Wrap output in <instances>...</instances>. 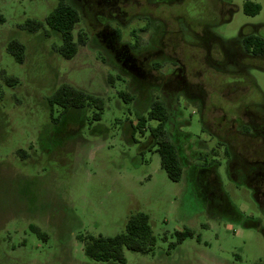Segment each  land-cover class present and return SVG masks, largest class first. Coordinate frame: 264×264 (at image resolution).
Masks as SVG:
<instances>
[{"label":"rangeland","instance_id":"374dc122","mask_svg":"<svg viewBox=\"0 0 264 264\" xmlns=\"http://www.w3.org/2000/svg\"><path fill=\"white\" fill-rule=\"evenodd\" d=\"M67 1L79 9L78 0ZM246 2L259 5L260 11L245 14ZM56 4L57 0H0V15L5 19L0 24V73L19 80L8 87L0 75V264H118L88 258L78 238L115 236L136 212L149 216L156 241L147 254L124 250L126 264H264V203L243 183L234 182L227 158H218V176L235 214L208 204L196 175L189 176L187 169L179 182L169 180L159 155L147 148L148 131L131 137L136 116L148 110L145 92L138 97L121 63L99 50L103 44L95 34L101 29L95 21L84 23L80 15L74 37L91 33L94 41L87 39L70 60L56 52L57 37L19 29L27 19L43 21ZM140 5L123 9L133 14L147 9ZM223 7L232 8L231 17L219 15ZM164 11L172 48L182 58L188 79L199 81L207 91L222 78L212 76L216 73L208 70L201 51L179 41L177 23L191 41L195 39L185 22L208 24L226 48L245 33L264 38V0H183ZM146 24L147 19L137 18L126 26L112 22L109 26L123 43L131 44L134 34L130 32L138 34L137 29ZM141 37L145 43L147 34ZM13 39L25 47L23 64L6 51ZM245 63L255 65L248 76L264 96V58ZM63 84L102 98L99 119H94L99 111L93 106L64 115L54 107L53 118L61 117L53 125L47 98ZM247 89L262 100L255 87L248 85ZM119 92H126L133 101L124 102ZM210 100L204 120L214 130L220 116L235 115L229 101L222 100L220 108L214 109ZM177 110L180 132L188 136L183 153L191 163L195 151L206 155L214 141L205 136L196 103L182 99ZM154 124L148 122L147 128ZM197 142H206L207 147L197 148ZM18 150L25 151V157ZM30 225L37 226L46 238H38ZM184 229L191 230L193 238L174 244L175 233Z\"/></svg>","mask_w":264,"mask_h":264},{"label":"flooded vegetation","instance_id":"af4514ba","mask_svg":"<svg viewBox=\"0 0 264 264\" xmlns=\"http://www.w3.org/2000/svg\"><path fill=\"white\" fill-rule=\"evenodd\" d=\"M78 1L80 5L77 10L83 22L95 21V26L101 29L99 34H95L103 44L99 50L104 56L115 58L121 63V68L125 70L123 71L136 85L138 97L145 92L148 109L157 105L164 109L165 140L174 147L183 170L187 169L189 176L196 175L195 181L203 188L208 204L235 214V210L228 204L221 191L218 176L221 162L218 158H227L226 167L234 182L243 183L252 191L258 202L264 203V96L248 76L249 68L255 65L245 63L250 58L264 57L248 53L242 46L244 37L257 35L242 34L240 41L235 40L230 43L231 48H226L222 40L210 31L211 26L208 24L198 22L191 25L185 22L188 34L195 39L191 41L184 36L177 23L176 33L179 34V41L191 50L201 51L208 70L216 73L212 76L222 78L220 84L211 86V90L207 91L199 81L192 82L188 79L182 58L172 48L174 43L170 36V23L164 10L166 6L182 3L183 0ZM128 5H140L147 9L133 14L123 9ZM231 12V7H223L219 15L227 13L231 17ZM137 18L147 19V24L137 29L140 36L135 34V30L130 32L134 34V42L131 44L123 43L118 33L109 26L111 22L126 26ZM143 34H147L145 43L141 37ZM85 38L89 42L94 41V35L91 33H85ZM214 51L218 52L220 58L214 56ZM234 78L237 81L233 80ZM226 81L228 82L225 83ZM248 85L255 87L260 93L261 101L254 98L247 89ZM211 97L209 105L212 108H220L221 101L227 100L235 115L230 118H226L224 114L220 116L214 130H210L204 120L207 100ZM182 99L183 102H194L199 106L205 136L214 141L206 155L195 151L191 163L187 162L183 153V145L188 136L180 132L177 121V107ZM150 122H155L153 126L150 125L151 129L160 123L155 120ZM149 141L150 149L155 151L157 146L154 144V138H149ZM198 146L207 147L206 142H197V148Z\"/></svg>","mask_w":264,"mask_h":264},{"label":"trees","instance_id":"16d2710c","mask_svg":"<svg viewBox=\"0 0 264 264\" xmlns=\"http://www.w3.org/2000/svg\"><path fill=\"white\" fill-rule=\"evenodd\" d=\"M243 11L248 15H255L260 11V6L250 2L243 5ZM5 21L0 15V24ZM80 21L78 10L67 0H57L56 6L44 18L43 21L27 19L19 26L20 30L28 33L42 32L46 38L57 37L59 45L55 47L56 52L64 59H72L78 52L79 46L86 44L85 34L79 33L74 37V30ZM242 46L248 53L264 57V38L248 35L243 38ZM6 51L12 56L18 64H23L25 60V47L16 39L11 40ZM3 83L8 87L18 84V79L13 76L5 75L4 71L0 73ZM119 97L126 103H131L132 97L126 92H119ZM47 104L50 109V119L53 125H57L61 115L67 114L70 110L84 109L93 106L99 112L94 115V119H99L103 109L102 98L84 92L71 85L63 84L58 87L47 98ZM60 108L62 114L58 118H53L52 109ZM136 122L131 125V137L137 132L142 136L148 131V138H154V144L157 146L155 152L159 155L161 169L166 173L169 180L179 182L183 174V168L179 162L174 147L165 140L164 123L166 114L164 109L157 105L147 110L145 115H138ZM155 120L160 123L154 129L149 126L148 122ZM148 150L150 146L147 147ZM21 157H25V151L18 150ZM29 229L40 239H45L46 235L37 226L30 225ZM176 242L179 244L186 238H193L194 233L189 229L175 233ZM198 239V238H197ZM78 240L82 243L83 253L88 258L97 262H115L126 264L124 250L147 254L152 251L155 245L149 216L143 212H136L129 216L126 221L124 231L111 237L99 236H80ZM172 244L171 246H173Z\"/></svg>","mask_w":264,"mask_h":264}]
</instances>
